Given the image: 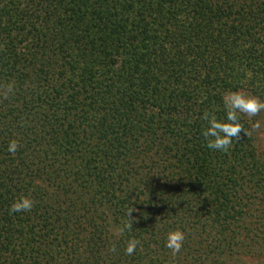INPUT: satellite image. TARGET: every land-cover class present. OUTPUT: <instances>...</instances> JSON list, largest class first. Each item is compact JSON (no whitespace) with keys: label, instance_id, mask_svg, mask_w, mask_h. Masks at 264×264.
Wrapping results in <instances>:
<instances>
[{"label":"trees","instance_id":"obj_1","mask_svg":"<svg viewBox=\"0 0 264 264\" xmlns=\"http://www.w3.org/2000/svg\"><path fill=\"white\" fill-rule=\"evenodd\" d=\"M233 91L264 101V0H0V264L264 257L263 111L228 152L202 135Z\"/></svg>","mask_w":264,"mask_h":264},{"label":"clouds","instance_id":"obj_2","mask_svg":"<svg viewBox=\"0 0 264 264\" xmlns=\"http://www.w3.org/2000/svg\"><path fill=\"white\" fill-rule=\"evenodd\" d=\"M15 92L14 82L8 83L3 89L5 99L9 98ZM223 108L225 111V119L221 121L214 112L204 113L202 119L207 122L206 128L202 131L204 139L207 141V147L210 150L228 152L234 140L240 139L243 132L247 136L251 135V131L245 129L241 123V119L247 116L249 119L256 117L264 111V101L257 97L245 94L243 91H233L226 93L222 97ZM260 121H256L252 126V130L259 129ZM21 145L18 141L12 140L7 147V151L15 156ZM35 206V202L28 196H20L10 207V213H27L31 212ZM135 209H130L126 213L127 220L121 225L119 231L121 234L131 232L133 229L132 213ZM185 233L180 230L169 232L165 246L170 249L173 255L180 253L184 241ZM141 241L136 238H130L126 245V254L131 256L136 251ZM115 251V248H113Z\"/></svg>","mask_w":264,"mask_h":264},{"label":"rangeland","instance_id":"obj_3","mask_svg":"<svg viewBox=\"0 0 264 264\" xmlns=\"http://www.w3.org/2000/svg\"><path fill=\"white\" fill-rule=\"evenodd\" d=\"M259 121L261 126L258 129L259 130L258 135H259L261 148L264 150V111L261 114ZM230 264H264V257H262L261 259L244 257L240 260H234Z\"/></svg>","mask_w":264,"mask_h":264}]
</instances>
